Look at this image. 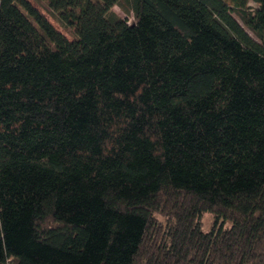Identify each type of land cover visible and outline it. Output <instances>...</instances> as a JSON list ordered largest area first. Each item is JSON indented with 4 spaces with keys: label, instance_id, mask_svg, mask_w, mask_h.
Returning <instances> with one entry per match:
<instances>
[{
    "label": "trees",
    "instance_id": "16d2710c",
    "mask_svg": "<svg viewBox=\"0 0 264 264\" xmlns=\"http://www.w3.org/2000/svg\"><path fill=\"white\" fill-rule=\"evenodd\" d=\"M45 1L70 38L0 0V264H264V0Z\"/></svg>",
    "mask_w": 264,
    "mask_h": 264
},
{
    "label": "rangeland",
    "instance_id": "374dc122",
    "mask_svg": "<svg viewBox=\"0 0 264 264\" xmlns=\"http://www.w3.org/2000/svg\"><path fill=\"white\" fill-rule=\"evenodd\" d=\"M31 2V4L33 6H35L41 13H43L47 19L53 24V26L58 29L59 31H61L62 33H64L67 37H71L70 34L64 30L58 23L57 21L54 19V17L52 15L49 14L48 10H47V6H46V1L45 0H29ZM252 5H254V3H251ZM115 10V12L120 16V17H123V18H127L128 21H132L133 19V15L130 13V14H126L125 12H123L122 9H120L118 6H114L113 8ZM236 16V15H235ZM239 22L242 24L241 20L238 18V16L236 17ZM248 33L255 37V35L253 34V32L246 28ZM159 219L160 220H163L162 217L159 216ZM200 225H201V229L203 231H209L214 223V217H213V214L211 212H208V211H205L202 213L201 217H200ZM230 225V222H225L224 223V226L225 227H228Z\"/></svg>",
    "mask_w": 264,
    "mask_h": 264
}]
</instances>
